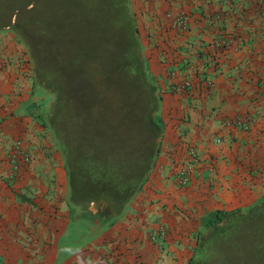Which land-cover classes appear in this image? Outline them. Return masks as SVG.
<instances>
[{"label":"crops","instance_id":"crops-1","mask_svg":"<svg viewBox=\"0 0 264 264\" xmlns=\"http://www.w3.org/2000/svg\"><path fill=\"white\" fill-rule=\"evenodd\" d=\"M128 2L164 128L150 177L101 230L97 212L87 228L73 222L31 61L12 31H0V264H188L206 218L264 196V0ZM184 79L189 87L174 90ZM239 116L253 119L248 129L224 125ZM183 140L214 161L213 181L202 165L188 185L177 183ZM157 227L167 234L153 241Z\"/></svg>","mask_w":264,"mask_h":264},{"label":"trees","instance_id":"trees-1","mask_svg":"<svg viewBox=\"0 0 264 264\" xmlns=\"http://www.w3.org/2000/svg\"><path fill=\"white\" fill-rule=\"evenodd\" d=\"M128 1H88L99 26L82 46L52 41L46 49L42 35L32 34V55L54 69L47 75L33 64L32 73L34 86L52 91L44 118L67 171L69 206L91 216L84 207L91 202L123 211L150 177L163 135L161 93ZM75 67L77 80L66 81L65 70ZM247 207L218 209L217 223L197 234L188 264H264V196Z\"/></svg>","mask_w":264,"mask_h":264},{"label":"rangeland","instance_id":"rangeland-1","mask_svg":"<svg viewBox=\"0 0 264 264\" xmlns=\"http://www.w3.org/2000/svg\"><path fill=\"white\" fill-rule=\"evenodd\" d=\"M12 1L13 0H0V4L7 6ZM18 1L23 2L25 0H18ZM88 1L90 0H27L25 2V6H24L25 9L18 16V23H20V26H18L17 29L15 30L12 29L10 31H12L16 35V37L23 43L25 51L28 54L29 59L31 60L32 66L34 64V66L39 67L40 72H45L47 75L53 74L54 72V69L50 65V63L52 62L51 60H49L48 63L46 62L45 59L44 62L42 60L40 62L39 58H37V53H34V55H32L31 52L34 46L33 45L34 39L32 34L42 35L43 38L42 41L46 49L48 48L50 42L52 41L53 43L57 42L60 45V43L64 44L70 40L75 43V44L74 43L71 44H74L77 47H79L80 45L82 46L84 44L85 42L84 37H87L88 39L93 37V34L97 29V26H99L98 22L95 23L96 21H94L97 16L98 10L95 8L92 9L91 6L88 5L87 3ZM94 3L95 2L92 3V7ZM85 14L87 15L83 16ZM94 24L97 25L94 26ZM86 29H88L89 33H86L84 31ZM78 70H79L78 67H75V69L69 68L67 71L65 70V76L67 78L66 81L69 80L70 82H73L77 80ZM172 84L175 86L174 90H177V86L179 84H180L179 85L180 89H186L190 85V80L184 79L182 80L181 83L176 82ZM61 85L63 86L62 83ZM66 85L67 82H65V86ZM33 86H34V78H33ZM33 90L37 97V101L39 103L42 102L44 105V115H46V113H48L49 111L51 112L52 102L49 95L52 91L51 90L48 91L46 87L44 90L36 86L33 87ZM161 108H162V101L160 107V117L163 123L164 121H163V116H161ZM84 207L88 208L89 204H86ZM246 208L248 207H245L244 209H233L228 211H241V210H245ZM220 210H225V209H220ZM68 214H70V210L68 211ZM214 214L213 216H210L203 221V223L197 230L196 234L200 235L210 231V228L217 223V220L214 219L212 220V218H215ZM66 217H68V215H66ZM67 229L72 230V225L70 222H68L67 224ZM196 242H197V238H196ZM196 242L195 245H197ZM195 250H196V246L194 248L192 257L190 259H192L195 256Z\"/></svg>","mask_w":264,"mask_h":264},{"label":"built area","instance_id":"built-area-1","mask_svg":"<svg viewBox=\"0 0 264 264\" xmlns=\"http://www.w3.org/2000/svg\"><path fill=\"white\" fill-rule=\"evenodd\" d=\"M179 22L183 25L186 23L185 19L183 18H181ZM252 121L253 119L239 116L235 118H226L223 123L226 126L248 129L251 126ZM215 141L219 143L221 142V138L216 137ZM180 145L182 146L181 150L183 151V156L176 164L175 170L173 172L177 183L180 186L188 185L198 172V167H201L202 165L206 166L210 174L209 180L213 181L216 174L214 161L210 159L204 161V159L201 158L199 152L197 151L196 146L194 144H191L189 141L183 140ZM24 159L28 160L29 157L25 155ZM166 234L167 232L164 227H157L151 231L149 236L151 240L156 241L166 237ZM120 264L128 263L121 262Z\"/></svg>","mask_w":264,"mask_h":264},{"label":"flooded vegetation","instance_id":"flooded-vegetation-1","mask_svg":"<svg viewBox=\"0 0 264 264\" xmlns=\"http://www.w3.org/2000/svg\"><path fill=\"white\" fill-rule=\"evenodd\" d=\"M24 9L25 8H23L22 11ZM22 11L20 13H22ZM20 13L17 15L16 20L12 23V25L14 26L13 30L17 29L18 26H20V23H18V16L20 15ZM100 203L101 201L97 202L96 204V206L98 207L97 216L99 219V222L96 224L97 230L103 229L106 225L111 223L113 218L117 217V213L113 211V209L109 206L107 202H105L106 205L104 206H100ZM73 217H74L73 218L74 223L78 224L82 228H87V224L92 222L95 216L94 215L91 216V214H87L85 212H78L77 210H74Z\"/></svg>","mask_w":264,"mask_h":264},{"label":"water","instance_id":"water-1","mask_svg":"<svg viewBox=\"0 0 264 264\" xmlns=\"http://www.w3.org/2000/svg\"><path fill=\"white\" fill-rule=\"evenodd\" d=\"M26 1L27 0L20 2L18 0L17 1L13 0L7 6L0 4V30H12V29H14V26L12 25V23L16 20L17 15L24 8ZM154 83L157 87V92H159V90H160L159 85L156 82H154ZM41 84L44 85V82H42ZM153 114L156 115L157 113L154 112ZM162 128H164V126ZM158 141L161 142V138L158 139ZM101 203L103 205H106L104 201H102ZM94 205H95L94 202L90 203L89 209L92 213L97 212V208ZM95 221H98V219L96 218Z\"/></svg>","mask_w":264,"mask_h":264}]
</instances>
